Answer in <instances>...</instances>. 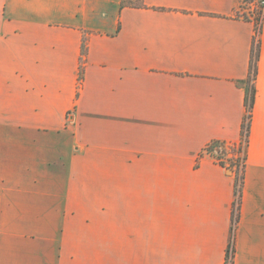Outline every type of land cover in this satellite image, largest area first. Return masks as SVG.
Here are the masks:
<instances>
[{"label":"crops","instance_id":"0c3cea01","mask_svg":"<svg viewBox=\"0 0 264 264\" xmlns=\"http://www.w3.org/2000/svg\"><path fill=\"white\" fill-rule=\"evenodd\" d=\"M240 4L0 0V264H226L236 172L205 148L242 139ZM260 39L234 264H264Z\"/></svg>","mask_w":264,"mask_h":264},{"label":"rangeland","instance_id":"374dc122","mask_svg":"<svg viewBox=\"0 0 264 264\" xmlns=\"http://www.w3.org/2000/svg\"><path fill=\"white\" fill-rule=\"evenodd\" d=\"M133 1V0H131ZM139 1V0H136ZM252 1H248L245 3L241 0L240 4V14L246 16V18H250L252 16L255 24L257 26V30H259L258 26L262 19L263 13L261 15V10L258 7V5L255 3L251 4ZM264 20V18H263ZM263 23V22H262ZM260 39V34H257L255 38V42H258ZM261 40V39H260ZM226 146L224 147V152L222 154H218V152H214L213 154L220 158L223 163L229 168V172H236V185H235V194L233 198L232 203V212H231V230H230V243L227 247V256H226V264H234L233 262V256H234V236H235V230L237 226L239 225L240 221V211H241V202H242V195L239 193V189L242 191L241 185H243L244 181V169H245V163L246 159L245 153L247 151V142L246 140H242L239 144H233V143H226ZM243 179H242V177ZM242 179V180H241ZM242 181V182H241ZM242 183V184H241ZM241 187V188H240ZM168 199V198H167ZM165 212L162 213V220L164 221H170L171 215L169 213V206H167V203L164 201L162 204Z\"/></svg>","mask_w":264,"mask_h":264},{"label":"trees","instance_id":"16d2710c","mask_svg":"<svg viewBox=\"0 0 264 264\" xmlns=\"http://www.w3.org/2000/svg\"><path fill=\"white\" fill-rule=\"evenodd\" d=\"M259 58H260V39L258 42L254 43V47H253V51H252V57H251L250 75H249V78L247 80V96H246L247 112H246L245 119L243 122V127H242V140L245 139L247 144L249 141V131H250L251 120H252V110H253V106H254V102H255V96H256L255 80H256V76H257V66H258ZM225 144L226 143L218 142V141L213 142V143H210L209 145H207L205 150L211 154H213L214 152H218V154H222L225 150L224 149V147L226 146ZM244 158L246 159V153H245ZM242 179H243V177H242ZM241 187H242V185H241ZM239 193H241V189H239Z\"/></svg>","mask_w":264,"mask_h":264},{"label":"built area","instance_id":"2783aa9c","mask_svg":"<svg viewBox=\"0 0 264 264\" xmlns=\"http://www.w3.org/2000/svg\"><path fill=\"white\" fill-rule=\"evenodd\" d=\"M242 1H244L245 3L247 2V0H242ZM249 1V0H248ZM250 1H252L251 2V4H254V6H255V3L258 5V7L260 8V10H261V15H262V13H263V16H262V19H261V21H260V23H259V26H258V28H259V30H257V24L255 25V27H256V36H257V34H260L261 33V27H262V22H263V18H264V0H250ZM240 9H241V7H240ZM240 11V10H239ZM241 12V11H240ZM241 14H242V12H241ZM243 17H245L246 18V16H244V15H242ZM253 17L252 16H250V18L249 19H251V20H253L252 19ZM254 21V20H253Z\"/></svg>","mask_w":264,"mask_h":264}]
</instances>
